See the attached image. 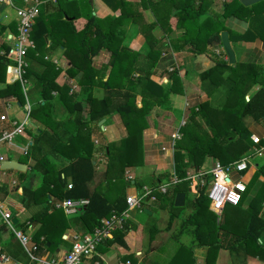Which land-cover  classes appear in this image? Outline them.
<instances>
[{
	"label": "trees",
	"instance_id": "1",
	"mask_svg": "<svg viewBox=\"0 0 264 264\" xmlns=\"http://www.w3.org/2000/svg\"><path fill=\"white\" fill-rule=\"evenodd\" d=\"M104 1L111 9L118 8L119 15L99 19L88 12L86 4L85 23L82 28L75 29L71 18L75 15L59 7L56 19L48 21H44L47 16L43 12H38L30 29L34 45L25 56L40 63L42 69L37 71L27 62L21 79L24 81L33 76L32 87L37 89L41 102L29 111L33 125L32 132L28 130L31 143L21 158L22 162H28V169L16 171L18 185L22 190L19 201L24 207L44 202L46 207L51 208L50 211L47 212L44 206L35 219L40 221L39 217H48L52 220L51 225L42 221L40 227L32 233L34 251H52L63 241L61 234L68 220L60 208H55V204L63 198L88 199V204L72 216V220L86 232L99 225L100 220L125 210V186L130 184L131 179L135 185V179H125L124 170L132 171L142 165L141 131L146 126L150 111L155 107L168 109L170 93L182 91L175 70L168 73L165 87L150 79L154 62L160 53L150 29L159 25L163 31L174 33L179 28L181 33L175 41L190 43L194 51H200L198 46L201 43L211 49H220L219 33L223 30L228 31L230 40L253 38L250 30L233 34L226 28L224 18L235 16L252 18L253 21L254 17L264 12V0L251 5H243L239 0H227L222 3L219 14L205 9L208 0L148 1L154 19L144 26L145 29L139 27L148 45L147 53L140 55L121 45L123 31L115 28L125 20L137 22L135 7L124 0ZM220 16L222 19H219ZM55 26L60 28L56 30L58 35L54 33ZM257 32L264 41V27ZM54 39L56 44L63 46V54L68 59L64 71L68 76L75 77L77 91L68 93L66 85H58L54 79L59 69L50 60L44 59L47 50L45 45L48 42V47L54 45ZM170 43L175 46L173 40ZM4 49L6 53L9 52L7 45H4ZM100 49L109 51V59L107 75L103 81L98 82L103 90L102 95L97 98L93 95L97 76L91 59ZM220 50L221 55L225 56L222 48ZM7 64L9 60L3 54L0 55V82L4 83L0 87V97L13 96L21 103L24 94L20 80L5 82ZM198 75L200 89L207 97L221 83L228 84L223 101L213 105L206 99L189 108L184 123L179 127L180 136L174 143L172 155L173 172L179 182L172 185L169 201L164 197L165 194L154 190L147 197L153 195L154 199L167 200L169 206L174 208L172 197L176 192H183L184 205L189 208L184 223L193 226L192 233L197 238L198 246L207 247L208 251L225 249L231 256L241 254L242 262L246 255H254L264 262V243L258 242L264 232V212L260 211L259 206L260 203L264 204V161L250 176L239 202L234 206H224L232 207L228 216L235 217L236 224L243 225L242 230H238L237 225L235 229L226 226L223 221L227 216L224 208L220 214L209 210L204 194L205 184H195L194 190L190 191V180L186 179L189 168H201L206 160L226 164L238 159L247 149L251 140L246 120L255 123L264 121V70L251 62L234 61L230 64L226 59L218 57ZM10 78L9 75L8 80ZM53 91L58 93V98L67 108V116L62 120L53 119L50 114ZM136 96H139L138 106ZM112 114L118 115L124 127V135L114 142H94V128L99 129L96 123ZM96 151L105 157V168L101 172V180L90 187L95 175L92 156ZM30 175L36 176L38 183L28 187L25 181ZM258 176L263 179L259 181ZM117 182L119 185L116 186ZM257 182L258 189L242 208L241 202L247 191ZM136 191H140V185H137ZM2 192L5 193V190ZM129 229L126 220L121 228L113 231L111 238L98 243L95 249L103 251L112 242L121 243V237ZM40 236L42 239H39Z\"/></svg>",
	"mask_w": 264,
	"mask_h": 264
},
{
	"label": "crops",
	"instance_id": "2",
	"mask_svg": "<svg viewBox=\"0 0 264 264\" xmlns=\"http://www.w3.org/2000/svg\"><path fill=\"white\" fill-rule=\"evenodd\" d=\"M124 1L135 7L134 15H136L137 22L125 20L121 25L115 26L116 29L120 28L123 31L121 45L129 50L138 52L140 55H145L148 51V45L140 33L139 27L145 29L144 26L153 21V13L148 1L155 0ZM208 1L209 3L205 5V9H209L210 13L219 14L222 3L227 0ZM8 2L9 4H5L4 7L11 6L15 9L27 5L22 0H18L17 3L13 0ZM38 3L39 12H43L47 16L44 21L56 19L55 15L59 7L65 9L68 14H74L75 16L73 15L74 17L71 16V18H73L72 24L75 29L82 28L85 23L86 4L89 7L88 12L99 19L106 16L113 18L118 16L120 12L118 8L111 9L104 0H38ZM4 7L0 11V29L4 26L3 30L0 31V55L3 54L11 63L12 43L16 34V18L15 15L7 17L4 13ZM219 19H222V16ZM224 24L233 34L242 33L246 30H250L252 32L251 35L253 34V38L250 39H228L234 53V61L251 62L261 70H264V41L262 37L258 36L257 32L261 27H264V12L254 17L253 21L252 18L243 19L241 17L227 16L224 18ZM56 30H60V28L58 26L54 28V33L58 35ZM223 31L226 32L227 38H229L228 31ZM180 33L181 29L179 28L174 33L165 32L159 25H154L150 29V34L157 40V46L160 49V53L154 62L150 79L165 87L168 83V73L171 70H175L176 75L180 79L182 91L180 93H170V107L168 109L155 107L150 111L146 126L141 131L142 165L138 166V170L133 173L132 178L135 179V185H133V180L131 179L130 183L132 185L125 186V196L136 192L137 185H140V189H146L154 186L152 185L154 180L155 184L168 180L173 170V160L169 152H162L160 148L167 145L169 134L177 127L183 114L188 111L187 107H191L206 99L213 105L221 104L227 91L228 84L223 82L207 97L200 89L198 75L201 70L208 67L218 57L226 59V55H221L220 49L222 47L220 49H211L201 43L198 46L200 51H194L190 43L175 41ZM62 40L64 41V39ZM172 40L175 46L171 45L170 42ZM48 43L45 45L47 50L44 59L50 60L60 71L54 81L58 85H66L69 88L68 93L77 91L78 85L75 83V77L68 76L64 71L68 64V59L63 54V46L56 44V40L54 45L51 44L50 47H48ZM4 45H7L10 53H6ZM108 59L109 51L107 49H100L91 59V65L97 76L95 79L96 85L93 87V95L97 98L102 95L103 90L98 82L103 81L107 75ZM25 61L37 71L42 69V65L34 59H28L25 56ZM9 75L5 73L6 83L13 80H8ZM33 81V76L27 77L24 81L21 79L20 82L24 94V100L21 103L13 96L0 97V132L10 130L22 122L24 123L21 132L15 134L10 143L5 140L0 142V156L2 160H14L25 165L24 170L8 168L9 170L7 171V169L0 168V201L11 212V221L14 219V223H17L14 226L12 222L13 230H17L27 237L25 244H21L12 229L0 219V256L4 257L0 264H47L51 260L62 257L70 246L74 235L86 233L72 220V216L77 211L73 214H64L62 212L65 219L68 220L67 227L64 228L61 234L63 241L58 243L57 247L52 251L46 249L34 251V242L31 239L32 233L40 227L42 221H45L47 225H51L50 222L52 220L48 217H39L40 221L35 219L38 211L44 209V202L24 207L19 201L22 190L21 186L18 185L16 171H26L28 169V162L24 163L21 161L23 157L21 149L25 144L29 145L31 143V136L28 130L32 132L33 125L29 111L32 106L41 102L37 89L32 87ZM3 85L4 83L0 82V87ZM24 104L28 106V112L22 110ZM50 104V114L53 119L62 120L67 116V108L60 101L58 93L55 91H53ZM136 104L137 106L139 105V96H136ZM185 104L186 107H184ZM101 120L96 123L99 129L94 128L92 135L94 142L96 140L98 144L114 142L124 135V127L117 114L107 115ZM246 122L250 135L264 136V121L255 123L247 119ZM260 143H262L261 149H256L257 145L250 143L247 149L239 155V157L248 155L247 168L240 174L232 173L230 175L232 179H237L240 175L245 185L248 183L257 166L264 161V143L262 141ZM92 157L95 163V175L90 187H93L101 180V172L105 168V157L100 151L94 152ZM212 162L213 160H206L202 167H208ZM128 170H124L125 179L127 178L125 177V172ZM27 177L25 186H35L38 183L36 176L30 175ZM257 179L261 181L263 177L258 176ZM258 186L259 182L253 184L247 191L241 202L242 208L252 198ZM190 187L189 185V190H194V186ZM171 188L172 185L164 193V197L168 201L171 196ZM2 190H5V193ZM112 197L113 195L110 196V198ZM173 197L171 199L172 205ZM168 201L150 200L145 197L140 209H136L137 213L134 212V220L130 221L127 219L130 229L121 237V243L112 242L103 251L95 249L89 256L84 258V264H264L262 260L254 255H246L242 262L241 254L231 256L225 249L217 248L216 250L208 251L207 247L198 246L197 238L192 233L193 226L184 223L189 213V208L183 205L182 207H186V213L181 215L180 209L182 207L172 208L169 206ZM59 203L55 204V208H60L58 206ZM259 206H261L260 211L264 212V204L260 203ZM50 209L46 207L47 212ZM224 210L227 215L223 219L226 226L235 229L237 225V229L242 230L243 225L236 224V218L228 216L232 212V207H225ZM170 215H172L171 218ZM39 239H42V237L40 236ZM258 242L264 243V232L258 238Z\"/></svg>",
	"mask_w": 264,
	"mask_h": 264
},
{
	"label": "built area",
	"instance_id": "3",
	"mask_svg": "<svg viewBox=\"0 0 264 264\" xmlns=\"http://www.w3.org/2000/svg\"><path fill=\"white\" fill-rule=\"evenodd\" d=\"M8 1H5L6 4H9ZM22 2L27 3V5L14 9L16 34L12 43L11 63L7 64L5 67V73L10 74V79H18L20 81L21 75L24 72V67L26 66V52L28 49L33 48L34 45L30 38V29L39 12L38 0H22ZM184 107H186V104ZM187 108L189 110L190 107ZM22 110L28 112V106L24 104ZM187 112L183 114L177 127H175V129L169 134L167 145L160 148L162 152H169L171 158L173 155L174 143L180 136L179 127L184 123V117ZM23 126L24 123L22 122L10 130L1 131L0 142L5 140L7 143H10L12 137L21 132ZM249 139L252 144L257 145L256 149L262 148V143L260 142L262 141L264 143V136L259 137L256 135H250ZM26 149L27 144L22 147V154L26 153ZM0 161H2L1 156ZM247 164L248 155L240 156L238 159L226 164L213 161L208 167L195 168L191 169L190 172H186V179H189L190 185L192 184L193 186H195V184H205L204 194L208 202V207L214 213L220 214L224 206H234L239 202L240 197L245 190V183L241 180L240 175L237 179H232L230 175L232 173L240 174L245 171ZM207 175L208 177L206 179ZM177 182L179 181L176 179L172 170V173L166 182H159L156 183L154 187L140 189L138 192L136 191L132 194H127L125 196V210L119 214H112L110 217L100 220L99 225L93 227L90 232L74 235L70 246L63 253L62 257L51 260L47 264H84V258L89 256L95 250L98 243L102 242L104 239L111 238L113 231L123 226L124 222L128 219V212L130 210L134 208L140 209L141 203L151 190L164 194L168 191L171 185ZM11 183L13 184V182ZM69 187L70 185L67 184V188ZM148 198L150 200L154 199L153 195H149ZM87 204V198H63L58 206L64 214H73ZM11 218V212L0 201V219L5 225L12 229L19 242L25 244L27 237L19 231L13 230ZM3 259L4 257L0 256V262H2Z\"/></svg>",
	"mask_w": 264,
	"mask_h": 264
},
{
	"label": "water",
	"instance_id": "4",
	"mask_svg": "<svg viewBox=\"0 0 264 264\" xmlns=\"http://www.w3.org/2000/svg\"><path fill=\"white\" fill-rule=\"evenodd\" d=\"M239 1L243 5H251V4L258 2L260 0H239ZM5 4H6V2L4 0H0V11L5 6ZM0 20H1V18H0ZM219 37H220V45L222 47L223 52L226 55V60L228 63L231 64L234 62V53H233V51L230 47V44L228 42L226 32L221 31L219 33ZM0 168L1 169L13 168V169H17V170H24L25 165L18 162V161L5 159V160L0 161ZM184 199H185V195L183 192H176L174 194V197H173V206L174 207H182L184 205ZM14 221L15 220L13 219L12 222L14 223Z\"/></svg>",
	"mask_w": 264,
	"mask_h": 264
},
{
	"label": "rangeland",
	"instance_id": "5",
	"mask_svg": "<svg viewBox=\"0 0 264 264\" xmlns=\"http://www.w3.org/2000/svg\"><path fill=\"white\" fill-rule=\"evenodd\" d=\"M14 2H18V0H13ZM4 13L6 14V16L8 17V16H10V15H13L14 16V9H13V7H11V6H6V7H4ZM119 118V117H118ZM120 120V119H119ZM135 170L137 171L138 170V168L136 167V168H133V170L131 171V170H128V171H126L125 173V177H127V179H130L134 174V172H135ZM191 171V169L189 168V169H187V172H190ZM136 174H137V172H136ZM117 185H119V182H117L116 183V186ZM132 184L130 183V184H128V186H131ZM152 185H154L155 186V183H153ZM151 185V186H152ZM191 187L190 188H192L193 187V185L191 184L190 185ZM150 187V186H149ZM136 190V189H135ZM190 191H192V189L190 190ZM137 210H136V208H134V209H132L129 213H128V219L130 220V221H132V220H134V214L135 213H137L136 212ZM186 211V207H182V209H180V214L181 215H183L184 213H186L185 212ZM135 212V213H134Z\"/></svg>",
	"mask_w": 264,
	"mask_h": 264
}]
</instances>
